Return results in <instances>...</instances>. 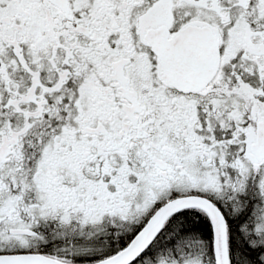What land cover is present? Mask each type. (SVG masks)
Masks as SVG:
<instances>
[{
  "label": "snow or ice",
  "instance_id": "obj_1",
  "mask_svg": "<svg viewBox=\"0 0 264 264\" xmlns=\"http://www.w3.org/2000/svg\"><path fill=\"white\" fill-rule=\"evenodd\" d=\"M0 264H264V0H0Z\"/></svg>",
  "mask_w": 264,
  "mask_h": 264
}]
</instances>
